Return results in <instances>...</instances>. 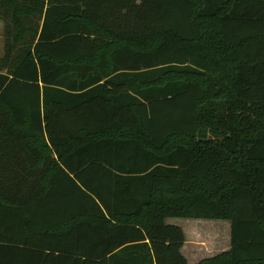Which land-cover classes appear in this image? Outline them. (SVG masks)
Instances as JSON below:
<instances>
[{
	"label": "trees",
	"instance_id": "16d2710c",
	"mask_svg": "<svg viewBox=\"0 0 264 264\" xmlns=\"http://www.w3.org/2000/svg\"><path fill=\"white\" fill-rule=\"evenodd\" d=\"M0 20V264H187L170 218L230 224L198 264H264V0H0Z\"/></svg>",
	"mask_w": 264,
	"mask_h": 264
},
{
	"label": "rangeland",
	"instance_id": "374dc122",
	"mask_svg": "<svg viewBox=\"0 0 264 264\" xmlns=\"http://www.w3.org/2000/svg\"><path fill=\"white\" fill-rule=\"evenodd\" d=\"M3 54V22L0 20V56ZM167 80H189V78L182 77L180 75H168L166 77ZM166 223L168 225L178 226L182 228V230L186 231V227H190L188 224H193L198 229L197 231H191L192 234L197 236L198 240L202 241L203 246L210 247L209 251L211 253L218 252L219 250H222L223 247L218 246L220 242H223L224 239V231L221 229H212L210 231V227L213 225H221V224H228L227 222L223 221H213V220H183V219H177V218H170L166 220ZM212 231H214L212 233ZM221 239V241L219 240ZM218 246V247H216ZM215 247V248H214Z\"/></svg>",
	"mask_w": 264,
	"mask_h": 264
},
{
	"label": "crops",
	"instance_id": "0c3cea01",
	"mask_svg": "<svg viewBox=\"0 0 264 264\" xmlns=\"http://www.w3.org/2000/svg\"><path fill=\"white\" fill-rule=\"evenodd\" d=\"M183 220H189V219H183ZM188 225H190V227H186V231L182 230V228L179 227L184 234V243L181 247L180 252L182 256L185 258L187 264H198L202 260L212 258L218 254L227 252L229 250L230 248V224L229 223L221 224V225H213L210 227V231L212 229L214 230L221 229L225 233L223 242H220V244H218V246L223 247V249L215 253H211L209 251L210 247L203 246L202 241L198 240L197 236L195 235V233L197 232L192 234L191 231H195V230L197 231L198 228L194 226L193 224H188ZM213 232L214 231H212V233ZM219 240L221 241L220 238Z\"/></svg>",
	"mask_w": 264,
	"mask_h": 264
}]
</instances>
